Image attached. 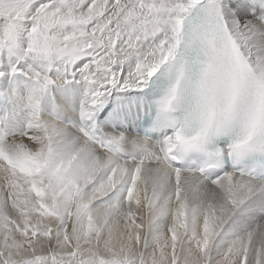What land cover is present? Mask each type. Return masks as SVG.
<instances>
[{"label": "snow or ice", "instance_id": "1", "mask_svg": "<svg viewBox=\"0 0 264 264\" xmlns=\"http://www.w3.org/2000/svg\"><path fill=\"white\" fill-rule=\"evenodd\" d=\"M0 264H264V0H0Z\"/></svg>", "mask_w": 264, "mask_h": 264}]
</instances>
